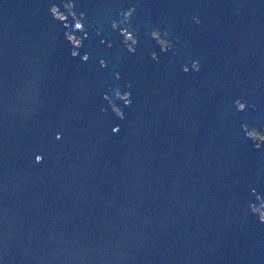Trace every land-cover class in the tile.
I'll use <instances>...</instances> for the list:
<instances>
[{
  "label": "water",
  "instance_id": "obj_1",
  "mask_svg": "<svg viewBox=\"0 0 264 264\" xmlns=\"http://www.w3.org/2000/svg\"><path fill=\"white\" fill-rule=\"evenodd\" d=\"M252 126L264 0H0V264H264Z\"/></svg>",
  "mask_w": 264,
  "mask_h": 264
},
{
  "label": "clouds",
  "instance_id": "obj_2",
  "mask_svg": "<svg viewBox=\"0 0 264 264\" xmlns=\"http://www.w3.org/2000/svg\"><path fill=\"white\" fill-rule=\"evenodd\" d=\"M83 60H84V58H83ZM191 69L194 70V71H198V70H199V62H198V61H193L192 64H191ZM182 70H183L185 73H187V72L189 71V67H188V65H183V66H182ZM106 97H107V96H105L104 99H105ZM130 103H131V100L129 99L128 102H127V104H125V105H129ZM111 107H112V110H113V105H112V104H111ZM236 108H237L239 111H244V110L246 109V104H245L244 102L237 101V102H236ZM119 109H120V112H119V113L115 112L114 110H113V111H114V113H115V115H116L117 117L123 119V117H124V113L122 112V110H121L120 107H119ZM117 131H119L118 127L113 129V132H117ZM59 138H60V136H59V134H58V135H57V139H59ZM255 147H256V148H260L261 145L256 144ZM41 160H42V157H41V156H39V155L36 156V162L39 163V162H41ZM262 208H264V202H261V204L259 205V207H255V206H253V208H252V211H253L254 213H258L260 221H264V211H259V209H262Z\"/></svg>",
  "mask_w": 264,
  "mask_h": 264
},
{
  "label": "trees",
  "instance_id": "obj_3",
  "mask_svg": "<svg viewBox=\"0 0 264 264\" xmlns=\"http://www.w3.org/2000/svg\"><path fill=\"white\" fill-rule=\"evenodd\" d=\"M154 34L158 35L159 37H162L163 33H161L158 29L155 30ZM127 94H123V96H126ZM250 132L252 135H255L259 138L264 137V126L259 127V126H252L250 129Z\"/></svg>",
  "mask_w": 264,
  "mask_h": 264
},
{
  "label": "flooded vegetation",
  "instance_id": "obj_4",
  "mask_svg": "<svg viewBox=\"0 0 264 264\" xmlns=\"http://www.w3.org/2000/svg\"><path fill=\"white\" fill-rule=\"evenodd\" d=\"M127 28V27H126ZM128 29V28H127ZM158 29L161 33H163L162 37H159L158 35L154 34L157 39L159 40V42H161L162 45H168V47H171L172 45V41L168 38L167 34L165 31H163L159 25L155 26L154 32L155 30ZM133 33V32H132ZM133 36L135 38V35L133 33ZM263 127V126H262ZM261 128V127H260Z\"/></svg>",
  "mask_w": 264,
  "mask_h": 264
},
{
  "label": "rangeland",
  "instance_id": "obj_5",
  "mask_svg": "<svg viewBox=\"0 0 264 264\" xmlns=\"http://www.w3.org/2000/svg\"><path fill=\"white\" fill-rule=\"evenodd\" d=\"M57 15H58L59 17L65 18V16L62 15V14H60L59 12H58ZM123 32H124L126 38L129 37V38L131 39L132 35L129 33L128 30H123ZM71 36H73V35H71ZM72 38L75 40V43H78V41L76 40L77 38H76L75 36H73ZM165 46H166V45H163V47H165ZM129 47L132 48L131 44H129ZM116 109H118V108H116ZM258 141H259V140H258ZM258 207H259V206H258ZM263 209H264V208L259 209V211H264Z\"/></svg>",
  "mask_w": 264,
  "mask_h": 264
},
{
  "label": "built area",
  "instance_id": "obj_6",
  "mask_svg": "<svg viewBox=\"0 0 264 264\" xmlns=\"http://www.w3.org/2000/svg\"><path fill=\"white\" fill-rule=\"evenodd\" d=\"M74 28H76V27H74ZM124 30H128V29L125 28ZM128 31H129V30H128ZM129 33L132 35V37H131L130 40L132 41V43H134V42H135V38H134V36H133V33H131L130 31H129ZM71 34L77 38V36H76V34H75L74 32H72ZM76 40L78 41V38H77ZM128 41H129V40H128ZM132 43L129 41V44H131V46H133ZM263 210H264V209H263Z\"/></svg>",
  "mask_w": 264,
  "mask_h": 264
}]
</instances>
